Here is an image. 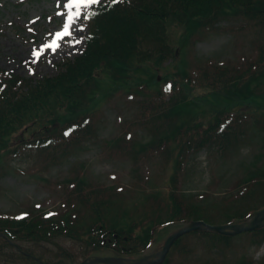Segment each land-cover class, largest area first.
<instances>
[{"label":"trees","instance_id":"16d2710c","mask_svg":"<svg viewBox=\"0 0 264 264\" xmlns=\"http://www.w3.org/2000/svg\"><path fill=\"white\" fill-rule=\"evenodd\" d=\"M87 14L90 18L86 19L88 35L84 51L73 59L58 63L55 75L34 82L1 74L0 176L11 171L13 159L21 158L29 150L42 158L37 162H41L43 168L57 162L58 165L65 163L66 160H58L62 154L71 155L82 142L97 138L98 125L103 120L101 108L118 103L127 108L116 114L122 118L121 136L107 141L113 148L112 155L116 158L126 156L137 164L139 160L151 158L154 149L162 148L164 157L173 163L166 183L167 191L145 192L142 195L147 198V204L140 205L134 213L136 203H142L135 192L129 194L134 198L129 206L125 202L127 197L116 192L114 187L101 186L100 191L86 192L91 186L86 184L83 171L71 170L70 166L67 177L50 182L63 188L72 187L66 194L71 199H67L65 209L48 220H43L42 214L31 215L29 212L19 221L0 216V232L10 240L33 243L59 235L78 237L84 256L102 252L136 257L143 253L151 240L157 241L165 232L168 234L169 225L160 228L165 224L190 220L210 222L223 217L240 222L248 213L264 207V168L256 170L254 175H247L244 171V176L240 177V183L246 185L240 191L242 197H237L222 209L219 201L211 204L200 194L192 197V203L176 201L174 195L180 165L184 159L187 160V153H192L194 160L204 149L213 152L217 148L224 152L222 148L228 149L231 144L243 141V132L232 126L238 128L248 119L256 120L253 112L238 113L221 107L194 113L191 103L185 102L192 92L206 91L208 103L212 97L232 94L245 96V99H263L260 94H255L253 88L251 90L244 85H249L250 80L240 82L241 78L236 73L241 67L232 70L224 64L214 67L208 60L204 63L198 61L199 64L190 69L187 66L178 68L175 51L179 42L176 38L182 34L190 43H197L214 30L219 31L220 23L235 21L231 16H237L244 24L264 29V0H117L116 3L106 0L90 8ZM231 30L237 31L236 28ZM261 56L264 60V55ZM241 61L247 66L243 67L244 73L264 74V63L260 60L262 71L258 72H255L258 62H249L242 57ZM172 65L180 72L170 73L160 81L153 79L155 70H167ZM169 82L170 87H167ZM234 83L237 87L233 89L234 85L229 84ZM171 105L175 107L174 114L170 113L169 118L165 116L158 121L159 113H165ZM259 111L260 117L256 118L264 131V108ZM173 117L176 118L174 129L171 132L163 130L160 123L166 120L172 124L175 122ZM226 120L231 121L230 126L224 129L226 132L218 134V130L225 128L222 126ZM25 131L27 138L23 137ZM129 132L133 133L130 137L127 136ZM255 186L260 190L252 191ZM92 192L96 196L90 197L98 200L96 208L88 195ZM162 195L165 198L160 199ZM188 197L181 192V198ZM242 199L246 205L243 213L234 212L237 201ZM217 204L214 212L218 215L215 217L211 207ZM89 212H93L94 218L88 216ZM141 213L144 216L139 215ZM192 235L207 238L213 246H227L231 242L229 237L211 233ZM254 237L255 245L259 246L264 241V229L254 232ZM186 238L174 243V254L187 250ZM5 244L7 241L0 238V260H3ZM172 255L162 264H176L170 258ZM53 257L52 262L38 258L44 264H70L74 260L66 250Z\"/></svg>","mask_w":264,"mask_h":264},{"label":"rangeland","instance_id":"374dc122","mask_svg":"<svg viewBox=\"0 0 264 264\" xmlns=\"http://www.w3.org/2000/svg\"><path fill=\"white\" fill-rule=\"evenodd\" d=\"M66 2L67 0H59V2L58 0H34L31 2L27 0H0L1 69L26 78L51 76L56 73L55 65L57 63L65 58L71 59L83 50L86 26L80 15V18L75 21V26L70 29L72 35L57 41L59 47L54 53L50 49H44L39 59L35 63L33 62L36 58L32 56V50L36 49L39 52L42 45L51 43L54 39L53 35L62 31L65 18L72 14L73 10L64 8L63 5ZM19 3L23 4L16 6ZM81 11V14H83L84 7ZM231 17L235 21L220 23L219 31L214 30L212 34L205 36L202 41L194 44L185 39L182 34H178L176 41L179 44L177 43L175 51L176 66L182 69L185 66L190 69L199 62L204 63L208 60L214 67L218 64H224L230 70L241 67L236 73L241 78L240 82L250 80L249 85L247 83L244 85L251 90L253 88L255 94H260L259 97L263 98L252 99L248 96L249 98L245 99V96L232 94L224 97H212L213 100L208 103L206 102L209 101L208 98H205L207 92L197 90V92H192L191 97L185 101L191 103V110L194 113L205 111V109L211 107H221L238 113L253 112L255 115L256 120L252 122L247 120V123H244L245 126H240V128H244L241 134L243 141L231 144L224 152L217 148H214L211 153L207 150L199 151L193 163L192 158L190 159L187 173L183 177L184 191L192 194V197L202 194L204 196L203 200L210 199L211 204H214L215 201L222 202L219 205L221 209L227 206L225 200H228V196H232V192L235 193L237 189L235 191L231 190V192L225 185L229 187L238 186L239 181L236 178L244 176V171L247 175H254L256 170L258 172L260 168H264V131L259 126L258 118H256L260 117L261 111L259 110L264 108V85L262 84L264 83V74L261 76L260 73L256 75L249 72L244 73V68L247 66L243 65L241 61L242 57L249 60V62H258L259 67L255 72L262 71L260 64L261 62L264 63V60L261 59V55H264V29L254 27L252 24H244L237 16ZM81 27L82 30H79ZM231 28H236L237 31L231 30ZM76 40H79V43H75ZM69 41H72V43H69ZM171 64L172 62L168 65ZM177 67L172 65L167 70H155L153 79L160 81L162 77L170 73L180 72ZM145 76L143 74V77ZM229 85H234L233 89L237 87V83ZM254 92H251V94ZM180 98L179 101H181ZM126 108L118 103H114L106 109L103 106L101 108L104 111L103 120L98 125L97 138L82 142L71 155L62 154L58 160H66L63 164L58 165L57 162L52 167L43 168L37 162L38 159L42 158L36 156L35 152L30 151L24 152L19 159H13L11 167L15 172L13 171L0 178V213L7 212L16 215L19 212L29 211L31 215H36V209L34 208L36 204H42L44 210L49 211L52 210V206L54 209L57 208L60 202L62 205V199L67 202V199H71L66 195L69 193L68 189L57 190L49 183L54 179L67 177L70 166H72L71 170L75 169L77 171L80 169L83 171L86 184L92 187L90 191H100L98 189L101 185H104L105 188L114 187L116 192L118 189H123V192L126 190L125 193L118 191L123 193L125 197H128L130 192L138 191V197L141 198L142 203H136L134 213H137L136 210L140 205L147 204V198L142 195L145 193V189L148 188L146 179L149 178L151 182L156 183L159 174H164V172L161 166H157L159 155L139 160L137 164L126 157L116 158L112 155L111 150L113 148L108 145L107 141L121 136L122 118L116 117V114ZM174 108L171 105L165 113L160 112L163 115L159 113L158 121L165 116L169 118L170 113L174 114ZM174 116L176 117V115ZM172 121L175 122L171 124V122L165 120L159 123L163 125V130L169 129L171 132L176 125V118L173 117ZM255 121H257V124H255ZM138 134L140 133L137 132ZM27 136V131H25L23 137L27 138ZM17 170H19V173L16 172ZM171 173L172 170L168 171L166 177ZM165 182L166 180L162 184H165ZM258 190H260L259 187L255 186L252 191ZM85 191L88 192V189ZM88 195L89 197L96 196L94 192ZM174 195L175 200L178 201L180 196L178 197L176 190ZM92 197L90 199L96 208L98 200ZM125 202L128 206L131 205L129 199ZM116 206L117 203L114 209ZM132 207L134 206L132 205ZM216 207H218V204L211 207L212 212ZM21 209L23 211H20ZM106 209L104 210L107 211ZM139 215L144 216V213ZM217 215L218 213H213V216L216 217ZM88 216L93 217V212H89ZM171 232L169 230L168 235ZM168 235L165 232L162 238L156 239L157 241L163 239L162 241L155 242L149 249L146 248L147 250L143 249L142 251L146 250L144 254L150 256L160 252L163 241ZM153 237L155 238V236ZM74 239L75 241H73ZM74 239L67 235H59L55 238V246L50 243L35 245L24 241L17 243V246L21 247L24 252L26 250L33 251V255L42 254L46 251L54 252L57 248L77 253L78 249L75 244L78 243L76 241H79V239L78 237ZM255 240L256 237L253 238L249 234H240L233 237L227 246H213L208 239L192 236L185 240L187 250L174 254L173 249H171L168 255L173 254L170 258L176 264H204L206 262L264 264V243L256 246ZM12 243L14 244V242ZM16 251L11 250L3 253L7 258H10V264H21L22 262L31 264L30 261L24 259L22 262L19 261V258L14 255L17 254ZM167 257L169 256L166 253L164 261ZM114 258L116 256L98 252L90 255L85 262L86 264H113L106 260H114ZM41 261L43 264L44 261ZM81 261L83 259L79 258L77 263Z\"/></svg>","mask_w":264,"mask_h":264},{"label":"water","instance_id":"95a60500","mask_svg":"<svg viewBox=\"0 0 264 264\" xmlns=\"http://www.w3.org/2000/svg\"><path fill=\"white\" fill-rule=\"evenodd\" d=\"M264 219V211L258 213L254 219V221L247 227H243V226H229V227H212V226H208L206 225L204 222H195L192 223L191 225H189L186 229L182 230L181 232H179L177 235L172 236L171 238H169L166 242V246L164 248V250L162 252H160L159 254H156L154 256L150 257H146L140 260H135V261H124V260H106V261H110L113 264H157L163 261L166 252L168 251L169 246L171 245V243L181 234L185 233V232H189V231H196V230H207V231H216V232H223L225 229H232L234 231V233H238L241 231H249V230H253L256 229L258 227H260V222ZM152 258H158L156 260H153ZM86 264V263H83Z\"/></svg>","mask_w":264,"mask_h":264},{"label":"snow or ice","instance_id":"6c2138e0","mask_svg":"<svg viewBox=\"0 0 264 264\" xmlns=\"http://www.w3.org/2000/svg\"><path fill=\"white\" fill-rule=\"evenodd\" d=\"M59 2V0H58ZM102 0H67L66 3H64V8L69 9L71 6H83L84 8H87L92 5L100 4ZM113 3H116L117 0H112ZM60 15H64L63 13H59ZM93 15L95 13H92ZM80 18V12L77 11L74 15H69L65 18V22L63 24V31L62 32H56L55 38L52 40L51 43L45 44L41 46V50L38 52L36 49L32 50V56L36 59L33 60L35 63L36 60L39 59V57L43 54L44 49H50L53 53L56 51V49L59 47V44L57 43L58 40L64 39L66 36H71L72 33L70 32V29L75 26V21ZM84 19H89L90 16L88 14H85L83 16ZM71 21V23H70ZM82 30V27L81 29ZM69 43H72V41H69ZM75 43H79V40H76ZM170 87V86H169ZM166 91L169 90V88L165 89ZM68 133L66 132L65 135ZM49 215H52L51 213Z\"/></svg>","mask_w":264,"mask_h":264}]
</instances>
